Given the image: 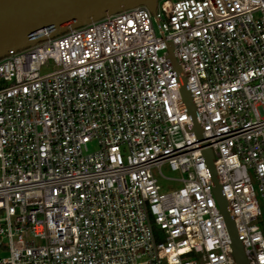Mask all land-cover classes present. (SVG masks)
<instances>
[{
    "label": "built area",
    "instance_id": "1",
    "mask_svg": "<svg viewBox=\"0 0 264 264\" xmlns=\"http://www.w3.org/2000/svg\"><path fill=\"white\" fill-rule=\"evenodd\" d=\"M205 150L245 261L264 264V0H158L9 51L0 264H237Z\"/></svg>",
    "mask_w": 264,
    "mask_h": 264
},
{
    "label": "water",
    "instance_id": "2",
    "mask_svg": "<svg viewBox=\"0 0 264 264\" xmlns=\"http://www.w3.org/2000/svg\"><path fill=\"white\" fill-rule=\"evenodd\" d=\"M158 0H0V58L9 51H17L40 42L46 38L58 36L69 29L78 28L105 15L119 11L145 6L154 16ZM171 60L180 83V93L192 132L199 140L203 139L200 124L195 115L192 97L187 90L186 80L180 76V69L173 58L171 46L168 47ZM213 182L215 198L225 220L226 230L230 236L231 248L237 264H247L243 250L237 239L233 222L226 210V202L220 185L213 171V157L209 150L202 152Z\"/></svg>",
    "mask_w": 264,
    "mask_h": 264
},
{
    "label": "rangeland",
    "instance_id": "3",
    "mask_svg": "<svg viewBox=\"0 0 264 264\" xmlns=\"http://www.w3.org/2000/svg\"><path fill=\"white\" fill-rule=\"evenodd\" d=\"M52 70V64L50 63L46 68H43L41 73L44 74V73H48ZM87 150L88 152L90 153H93L97 150V144L96 142H91L87 145ZM161 173L162 175H164L166 178L168 179H177L178 177H180L179 174H174V173H171L168 168L166 166L162 167L161 168ZM159 181H160V184L162 186V191L163 192H168V191H171V190H176L177 188H179L181 186V183L177 182V183H174L172 181H169V180H164L162 178L159 177Z\"/></svg>",
    "mask_w": 264,
    "mask_h": 264
}]
</instances>
